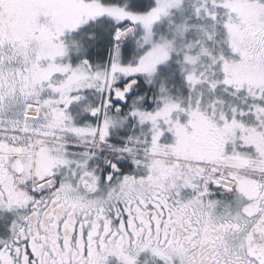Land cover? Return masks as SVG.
<instances>
[{"label": "snow or ice", "instance_id": "obj_1", "mask_svg": "<svg viewBox=\"0 0 264 264\" xmlns=\"http://www.w3.org/2000/svg\"><path fill=\"white\" fill-rule=\"evenodd\" d=\"M0 264H264V0H0Z\"/></svg>", "mask_w": 264, "mask_h": 264}]
</instances>
